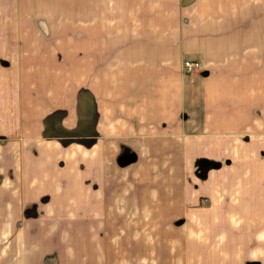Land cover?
Wrapping results in <instances>:
<instances>
[{
    "label": "crops",
    "instance_id": "0c3cea01",
    "mask_svg": "<svg viewBox=\"0 0 264 264\" xmlns=\"http://www.w3.org/2000/svg\"><path fill=\"white\" fill-rule=\"evenodd\" d=\"M21 1L19 8L15 0L1 2L0 18L8 34L0 37V56L17 45L37 47L43 30L40 20L50 25L54 19L45 17L52 11L66 14L57 0ZM263 1L257 9H247L245 25H233L239 34L231 36L230 57L210 51L199 58L189 56L187 60L200 62L199 74L187 72L184 54L207 50L204 39L209 38L195 43V48L175 45L169 2L148 9L140 5L154 24L136 25V36L118 29L106 39V51L118 46L119 52L106 57V107L98 104L89 124L91 116L79 112L76 97L65 103L66 94L49 97L46 90L20 104L17 97H2L0 92V106L6 107L0 114L9 115L6 120L0 117V135L6 138L0 143V228L21 220L23 225L17 233L22 238L0 231V257L9 264L22 258L19 262L25 264V258L37 257L38 251L60 256L56 245L60 250L62 239L69 236L63 226H80L75 233H85L88 240L86 228L98 225L106 226V252L116 255V262L141 264V258L153 255L144 245L160 240V226L171 230L183 225L199 230L200 240H207L202 247L198 243L200 249L190 239L184 255H198L199 264H212L210 256L217 257L220 246L219 226L224 225L246 226L247 264H264ZM79 17L78 11L70 14L72 21ZM110 29L106 24V32ZM48 32L51 37L62 33L53 24ZM49 43L55 45L54 39ZM4 54L14 61L8 51ZM38 60L39 55L22 54L19 63L30 68L40 64ZM71 60L67 80L72 82L78 80L79 60ZM51 63L54 66L46 63L44 68L46 74L50 71L47 81L57 74L58 66ZM23 74L9 72L29 81L41 80L44 73ZM20 107L21 122H14V111ZM52 119L64 130L60 134L51 133ZM71 130L84 132L68 137ZM69 139L77 142L61 145ZM86 141L92 143L84 146ZM44 195L46 203L41 202ZM27 207L33 212L25 216ZM43 240L46 247L37 245ZM156 249L154 255L174 256ZM199 249L201 254L195 252ZM184 264L190 262L186 259Z\"/></svg>",
    "mask_w": 264,
    "mask_h": 264
},
{
    "label": "rangeland",
    "instance_id": "374dc122",
    "mask_svg": "<svg viewBox=\"0 0 264 264\" xmlns=\"http://www.w3.org/2000/svg\"><path fill=\"white\" fill-rule=\"evenodd\" d=\"M163 1L164 0H57V7L61 8L66 14H63L61 17V14L56 12L54 14V11H52V14L45 17L54 19V22L50 25L44 18L43 20L45 22L40 20L39 25L43 28L41 34H43L44 38L42 37L40 40L39 36L41 34L38 32L39 34L36 39L37 47L23 49L22 46L17 45L14 49L3 51V55L0 56V92L2 93V97H13L14 99L17 97L21 104L24 102V98H30V95L33 97L35 93L40 91L45 92L47 90L49 97L52 96L51 93H53V95H59L62 92L64 95L66 94L68 96L67 99H63L66 101L65 103L73 102L76 97V106L78 105L79 112L91 116L87 124L93 122V114L96 115L98 104H100V106L105 105L106 107V57L118 56L117 53L119 52L118 46H116V48H109L106 51V39L110 40V38L114 36L113 32L118 31V29L126 30L127 32L124 33L126 36H129V34L131 36H136L134 32L136 25L154 24V21L152 22L153 18L142 13V8L139 6L143 5L145 9H148L150 6H155L156 8L157 6H161ZM1 2L5 3V0H0V5L2 4ZM165 2H169V13L174 11L172 20L171 17H169V19L175 28V45L193 44L195 48L198 46L195 43L200 44L201 39L206 37L209 38V40L204 39L207 43L206 48L208 49H190V53L184 54L188 55L185 58L187 60L189 56H194V54H196L195 56L198 58L201 53L202 56H205L204 52L209 51L215 52L214 55L220 58L230 57L231 36H237L239 34L236 33L237 30L233 25H245L247 9H257L262 0H165ZM22 3L23 1L21 0H15L14 2L17 8H19ZM9 4H11V1H9ZM135 9L138 11H135ZM70 11L73 14L77 11L80 13V17L77 21L71 20V13H68ZM148 12L150 13V11ZM137 19H139L138 22H135ZM52 24L55 29L60 28V31H62V33H58L59 36L51 37L52 34L48 32ZM106 24L111 26L110 32H106ZM6 29L7 25H5L0 18V37L3 36L2 38H4L6 36L5 33L8 34ZM12 34L13 33H10V35ZM17 34L20 35V33ZM52 39H54L55 45H50L49 41ZM71 45L73 46L72 49ZM7 51L9 58L14 60L13 62L6 59L7 55H5L4 52L7 53ZM22 54L39 55L38 62L40 64H32L30 66V68L34 67L36 71L29 70L30 68L28 65L19 63ZM71 59L79 60L78 67L75 69L79 75L78 80H73L72 82L69 81ZM65 60L67 61L65 62ZM51 62L55 63L56 67L58 66L56 69L57 74L56 76H52L53 79L51 81H47L44 78L50 71H47L46 74L44 68L46 63L54 66ZM9 72H15L17 76H24L23 73L28 72H40L44 74L41 80L29 81L23 79V77L11 76ZM187 72L199 74L202 73V67ZM195 83L198 85L197 80H195ZM39 86H42V88L40 89ZM30 92H32V94H30ZM14 99L12 101H15ZM17 106L20 105L18 104ZM0 108L5 109L6 107L2 105ZM14 112H16V116L13 118L14 122L19 121L18 123H20V116L22 114L21 107L15 109ZM61 116L62 113L59 112L58 117L60 118ZM0 117L2 118L1 120H6L9 118V115L2 113ZM11 120L12 118L7 121ZM5 139L3 135H0V143L4 142ZM72 142L77 141H71V139H69V141H62L60 143L63 146H67ZM90 142L92 143V141H86V143L84 142L83 144L87 146L86 144ZM47 197L48 195H44L41 198V202L46 203ZM4 201L5 200H3V202ZM3 202L1 201V203ZM28 211L33 212L32 209L30 210V208L27 207V209L24 210L25 216H27ZM78 221L86 222L87 220L79 219ZM22 227V220L19 224L11 226L2 225L0 231H3V233H1V235H9V237L15 239L19 237L22 238L21 236H17V233L20 232L19 228L21 229ZM76 227L80 226H63V229H66L68 232L67 235L69 236L67 240L62 239L60 250L59 244L56 245L58 250L56 252H59L60 256H43L42 252L44 251H38L39 254L37 257H26L24 263L120 264L119 261L116 262V260L119 259L116 255H109L110 251L106 252V245H110V243H106V226H89L92 230L86 228L88 240L84 238L85 233L81 232L79 235L75 233ZM167 227L168 226H160L161 229L158 232L160 240H150L152 242H149V244H152V246L144 245V249H148L145 252H149V254L153 255H147L141 258V260H143L141 264H184V260L186 259L190 264H193L192 259L196 261L195 264H199L198 258L201 256L197 255L196 257L190 258V256L184 255L188 254L190 241H192V243L195 242L198 247V243L202 247L203 244L207 242V240H200L199 230L193 232L191 226L183 225H179L173 229L171 228V230L166 229ZM219 227H223L222 234L219 236L220 240L218 241L220 246L217 248L218 256H210L212 264H247L246 226L228 227L223 225ZM83 230L85 231V228H83ZM153 234L157 233L154 232ZM232 235L233 239L229 237ZM234 235H237V237H234ZM149 236L150 234H147L148 238ZM163 237L169 239L164 240L162 239ZM234 240L239 243V246ZM143 242L146 244L147 240ZM42 243H44V247L48 245V242H44V240L37 241V245ZM4 245H6V242ZM31 246H33L32 242ZM157 246L158 248L160 247V249L162 248V250L170 251L174 256L165 258L163 256L154 255L156 253L152 252L157 250ZM201 247L199 248L203 249ZM62 249L65 251H62ZM67 249L74 252L75 255L67 256ZM200 249L195 252L200 253ZM202 254L204 256L205 252H202ZM5 259L4 256L0 257V264H9ZM13 259L16 261V263L13 261L14 264H20L19 261L22 258L17 257Z\"/></svg>",
    "mask_w": 264,
    "mask_h": 264
},
{
    "label": "built area",
    "instance_id": "2783aa9c",
    "mask_svg": "<svg viewBox=\"0 0 264 264\" xmlns=\"http://www.w3.org/2000/svg\"><path fill=\"white\" fill-rule=\"evenodd\" d=\"M184 67L186 68L187 71H192L201 68V64L198 61L187 60L184 62Z\"/></svg>",
    "mask_w": 264,
    "mask_h": 264
},
{
    "label": "water",
    "instance_id": "95a60500",
    "mask_svg": "<svg viewBox=\"0 0 264 264\" xmlns=\"http://www.w3.org/2000/svg\"><path fill=\"white\" fill-rule=\"evenodd\" d=\"M62 131H64L59 124H56L55 120H51V133L52 134H60Z\"/></svg>",
    "mask_w": 264,
    "mask_h": 264
},
{
    "label": "trees",
    "instance_id": "16d2710c",
    "mask_svg": "<svg viewBox=\"0 0 264 264\" xmlns=\"http://www.w3.org/2000/svg\"><path fill=\"white\" fill-rule=\"evenodd\" d=\"M71 132H74L75 133V135H77V133L79 134V133H82V132H84V131H76V130H71V131H69V137H74L75 135L74 134H72ZM87 133V132H86ZM81 135V134H80ZM55 136H57V135H55ZM91 143V142H90ZM89 143V144H90ZM89 144H86V145H89Z\"/></svg>",
    "mask_w": 264,
    "mask_h": 264
}]
</instances>
